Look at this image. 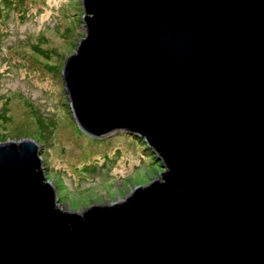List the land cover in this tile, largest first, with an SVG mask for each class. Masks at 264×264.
<instances>
[{
	"label": "water",
	"instance_id": "95a60500",
	"mask_svg": "<svg viewBox=\"0 0 264 264\" xmlns=\"http://www.w3.org/2000/svg\"><path fill=\"white\" fill-rule=\"evenodd\" d=\"M68 10L61 104L89 136H135L157 176L63 210L38 143L0 141V264H264V0Z\"/></svg>",
	"mask_w": 264,
	"mask_h": 264
},
{
	"label": "rangeland",
	"instance_id": "374dc122",
	"mask_svg": "<svg viewBox=\"0 0 264 264\" xmlns=\"http://www.w3.org/2000/svg\"><path fill=\"white\" fill-rule=\"evenodd\" d=\"M69 1L0 0V141L35 140L58 207L81 211L119 201L157 173L135 136H89L61 104L62 64L83 36Z\"/></svg>",
	"mask_w": 264,
	"mask_h": 264
}]
</instances>
